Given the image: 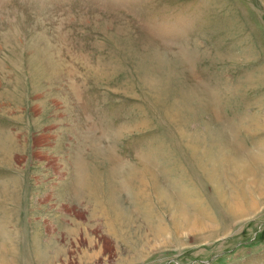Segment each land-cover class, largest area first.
<instances>
[{
	"label": "rangeland",
	"instance_id": "obj_1",
	"mask_svg": "<svg viewBox=\"0 0 264 264\" xmlns=\"http://www.w3.org/2000/svg\"><path fill=\"white\" fill-rule=\"evenodd\" d=\"M0 264H264V0H0Z\"/></svg>",
	"mask_w": 264,
	"mask_h": 264
},
{
	"label": "bare ground",
	"instance_id": "obj_2",
	"mask_svg": "<svg viewBox=\"0 0 264 264\" xmlns=\"http://www.w3.org/2000/svg\"><path fill=\"white\" fill-rule=\"evenodd\" d=\"M208 166H209V164L206 166L207 169L209 168ZM233 166L236 168V169H234V173L236 174V176L244 177V176L246 175L247 169L244 168L245 166L243 167V166L241 165V162H239V161H235V162L233 163ZM242 167H243V168H242Z\"/></svg>",
	"mask_w": 264,
	"mask_h": 264
}]
</instances>
